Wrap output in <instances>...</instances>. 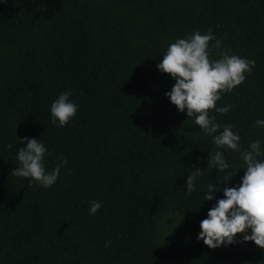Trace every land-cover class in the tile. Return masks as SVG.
Here are the masks:
<instances>
[{"label":"trees","instance_id":"obj_1","mask_svg":"<svg viewBox=\"0 0 264 264\" xmlns=\"http://www.w3.org/2000/svg\"><path fill=\"white\" fill-rule=\"evenodd\" d=\"M209 28L223 51L255 61L216 102L234 107L209 115L233 125L241 148L264 150V127L253 128L264 120V0H0V264H264L243 234L215 249L198 240L244 163L224 150L236 175L204 201L220 149L170 102L175 80L157 68L170 43ZM65 91L78 110L59 127L50 107ZM24 137L48 149V171L67 157L51 188L10 174ZM90 200L103 204L95 215Z\"/></svg>","mask_w":264,"mask_h":264},{"label":"clouds","instance_id":"obj_2","mask_svg":"<svg viewBox=\"0 0 264 264\" xmlns=\"http://www.w3.org/2000/svg\"><path fill=\"white\" fill-rule=\"evenodd\" d=\"M215 41L213 48L219 58L211 59L210 42ZM254 60L240 57L222 50V41L217 39L211 28L205 34L195 31L186 38H179L168 45L163 59L157 64L162 73L170 75L175 84L165 95L170 102L187 117H194L195 125L207 136L212 137L215 149L208 155V169H215L216 184L210 183L204 193V201L214 199L216 185L228 184L236 175V169L226 162L224 150L239 153L244 163V175L241 182L234 187H224L223 198L209 209L207 217L200 222L201 231L198 240L211 249L237 243L236 237L242 235V241L254 242L264 249V157L261 141H252L247 149L240 146L241 137L234 133L232 124L221 125L211 110L226 114L232 105L216 107L222 93H230L241 85L245 73L251 74ZM70 92H62L51 104V123L59 127L66 126L76 115L78 106L70 100ZM264 127V120L257 119L253 128ZM26 147H20L17 153L19 166L13 168L11 175L29 178L30 183H38L44 188H51L57 181L61 169L67 166V157H58V163L51 171L45 167V154L48 149L37 138L24 137L19 141ZM9 147H11L9 145ZM220 173H224L223 176ZM71 174V169L66 173ZM202 173L196 171L186 178L187 193L196 190L195 181ZM89 215H95L103 204L97 200L89 201ZM250 230V234H248ZM118 238V237H117ZM112 241L105 242L109 247Z\"/></svg>","mask_w":264,"mask_h":264}]
</instances>
